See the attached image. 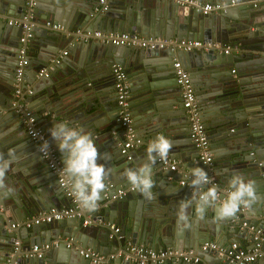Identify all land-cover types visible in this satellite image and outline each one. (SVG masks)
Segmentation results:
<instances>
[{
    "label": "water",
    "instance_id": "95a60500",
    "mask_svg": "<svg viewBox=\"0 0 264 264\" xmlns=\"http://www.w3.org/2000/svg\"><path fill=\"white\" fill-rule=\"evenodd\" d=\"M157 1L160 0H134L137 10L133 15H129L131 7H127V4L132 3V0H107L108 8L102 11L96 8L97 0H35L31 18L23 20L24 0H0V36L4 32L9 33L8 40L4 39L5 33L0 38V107L5 106L7 109V114L0 118V122L14 120L20 127H24L22 120L24 109L30 111L39 128L44 131L49 146L57 154L62 168L64 166L62 154L58 150L57 142L51 137L50 131L45 129L46 125L41 126L45 122L39 114L44 108L47 112L52 110L51 104L54 101L52 96L58 90L57 78L54 75L67 76V67L74 58L71 56L69 61L60 57L55 62L54 56L50 57L48 53L50 50L48 46L55 52L71 44L74 38L81 36V33H75V30L92 31L93 28L103 27L104 32L124 31L160 38L223 40L231 45L238 43L241 50L239 54H222L214 50L172 51L167 48L133 50L131 46L100 43L97 40L94 42L95 39L91 40V38L86 42L83 41V44L88 45V53L92 57L87 61L81 78L90 81L92 89L98 85V81H102V88H106L107 94H95L97 101L86 106L78 102L63 104L59 109V119H52L56 124L65 123L73 127L76 123L79 128H87L88 130L84 131L90 135V128L94 126L99 129L104 123L121 129L116 120L118 107L113 90L112 64L121 66L126 74L129 87L128 109L134 125H138L136 121L140 120L136 115L152 106L145 104V100V106L141 107L144 111L140 110L137 113L132 110V100L142 96L143 92L150 93L151 89L163 86V90H156L150 94L158 98H169L170 100L163 104L176 106L175 110H180L183 115L179 88L174 81L169 80L173 77L170 63L173 58L178 57L182 60L194 89L195 106L205 129L208 147L213 149L210 151L211 160L209 164H205L199 159L197 149L189 138V140L185 139L186 129L178 126L176 121L171 119L176 112L172 113L169 110L166 114L159 113L158 119L151 118L150 121H145L143 131L140 134L137 132L145 152L141 158H132L129 164L123 162L126 156L118 154L119 149L116 145L120 146L124 137L118 133L104 144L110 146L111 152L107 158L98 159V163L104 165L107 171L106 187L107 183L113 185L102 192L96 211L82 208L80 216L32 224L28 227L30 228L28 231L23 224L24 221L51 207L62 208L61 202L66 203L63 207L69 206V197L58 185L55 173L45 167L35 142L26 140L24 135L10 136L6 130L0 129V154L8 159L9 150L13 149L15 156L4 181L12 191L5 194L0 190V264H82L87 263V259H84L79 251L85 249L97 252L107 263L113 264H193L191 261H183L180 257L142 263L123 259V256L115 257L112 261L108 259L110 254L118 251L129 254L126 251L128 243L145 245L154 250L189 249L199 258L197 264H237L229 262L225 256L216 255L211 249L200 247L203 242L208 241H215L219 245L228 247L234 240L232 239L234 234L230 232L227 236L219 234V231L223 230L222 226L218 227L212 221H205L206 214L216 219L213 208L205 210L202 220L189 222L185 228L181 227V222L178 223L179 204L182 200L190 199L193 190L189 187L188 179H185L183 185L174 184L181 180H178L179 178L173 173L189 172L194 167L203 168L207 175L212 174L213 179L224 187H227L228 180L236 173L241 174L245 180L254 181L256 203L249 209L241 208L240 212L229 220L232 221V227L244 223L245 226H242L244 232L248 227L263 231L264 100L249 98L264 97V83L258 85L257 82L259 75L264 74V27L253 34H246L243 43L237 36L240 31L248 32L249 27L259 26L264 22V5L258 0H235V2L208 0L218 4L220 9L204 15L192 8L169 1H161L163 2L161 6H157L156 3H159ZM113 6L121 10L114 14L111 10ZM160 16L162 19L159 18ZM8 17H12L11 20L17 17L18 23L7 24L5 20ZM22 24L28 26V30L25 31ZM51 24H58L63 29L54 30L50 27ZM26 32L30 35L24 42L27 61L25 67L32 69L33 77H37L34 78L29 93L26 92L23 76L18 86L15 81L18 52L22 47L19 38ZM35 49L37 51L32 55ZM45 52L48 54L47 57L44 55ZM63 55H66V52ZM49 59L50 64L47 63L49 66L46 67L45 63ZM77 64H79L78 60L74 69ZM43 68H46V74H39ZM199 74L202 75V79L199 78ZM243 75L250 76L248 78L252 81L249 82L247 78L244 80ZM134 76H136L135 83L132 82ZM252 76L255 77L251 78ZM63 80L61 85L64 84ZM201 81L202 85H200ZM16 88H19L17 97L14 96ZM204 92L208 94L206 98L201 96ZM37 96H43L40 98L43 105L41 109H35L31 104L32 99ZM155 110H158L157 106ZM102 115H105L107 122H103L104 119L97 120ZM22 129H20L21 133H23ZM23 131L25 132V127ZM158 134H163L171 140L173 148L169 156L177 161V166L175 170L169 171L166 165L161 163L154 165L152 171L155 187L152 189L154 194L152 201H155L154 205L162 215L160 218L154 217L156 221L149 222V232L139 236L137 225L141 216H146L143 214L146 206L142 205L147 199L138 191L129 189L131 186L123 173L128 168L136 169L146 162L148 144ZM100 135L104 134L100 133ZM32 163L42 167L40 166L37 172L33 173L30 171L31 166H34ZM120 169L119 174H115ZM48 172L51 175L47 174ZM34 174H38L39 178L32 177ZM117 188L127 191L120 197L111 198ZM189 214H196L194 205L187 210V215ZM86 216L99 222L83 226L81 222ZM14 219L17 221H13ZM13 223H17V226L11 227ZM110 224L119 225V230L113 232L109 228ZM21 228L25 229V236L21 234L23 232ZM249 240L251 241V237ZM33 245L37 247L47 245V247L40 249L41 256H36V253L31 251ZM258 260L264 264V256Z\"/></svg>",
    "mask_w": 264,
    "mask_h": 264
},
{
    "label": "built area",
    "instance_id": "2783aa9c",
    "mask_svg": "<svg viewBox=\"0 0 264 264\" xmlns=\"http://www.w3.org/2000/svg\"><path fill=\"white\" fill-rule=\"evenodd\" d=\"M161 1H169L176 5L187 6L192 8L201 14H208L210 12L216 11L220 9L218 4L213 2L201 1V0H161ZM264 5V0H258ZM233 2V1H232ZM35 0H24V14L22 16L23 20H27L31 18V11ZM99 10H106L108 8L107 0H97V7ZM264 14V9H263ZM4 20V19H2ZM7 24H16L17 20L6 19ZM24 30H28V26L22 24ZM50 27L54 30H62L58 24H51ZM75 33H81V37L84 39H95L100 43H110L115 45H127L131 47H140V48H148V49H169V50H181V51H189V50H203L209 51L214 50L217 52H221L223 54H227L230 52V45L220 43V41L211 42L207 40H190V39H165L160 37H139L134 32H108L104 33L99 30L93 31H80L75 30ZM30 34L26 32L23 36L19 38V42L22 43V47L19 48L18 52V60L15 68V81L17 82L16 86H18L21 76L24 71V67L27 64L25 58V48L24 42L26 38ZM65 51L62 52L64 54ZM55 62L58 60L55 59ZM175 83L179 88L180 97H181V105L185 113V117L188 125V138L194 145V147L198 151L199 159L205 163L209 164L211 160V152L208 147V141L205 134L204 126L199 118V114L197 108L195 106V94L192 84L190 82L189 76L187 72L181 67L178 61H172L171 63ZM46 74V68H43L39 71V74ZM111 75L113 79V90L116 96V105L118 107V120L120 125L123 127L126 138L121 143L120 153L124 154L128 150V148L132 147V119L129 115L128 109V97H129V87L126 81V74L123 68L117 64L111 65ZM27 93L30 92L29 89L26 90ZM19 88L14 90V95H18ZM23 124L25 127V132L30 140L36 143L37 151L39 152L40 157L44 160L46 167L53 173H55L57 177L58 185L64 190L65 195L69 197L70 205L62 208H49L45 211H41L38 214H35L29 220L23 222L25 227H29L32 224H39L43 222H50L52 220L61 219L63 217H71V216H80V212L82 208L76 202L74 196L70 191V182L66 180V178L61 174L62 166L57 160L56 156L52 148L49 146V153L46 158H44L43 154L39 151V145L43 143L44 140H47L44 132L39 128L36 120L31 116V112L24 109V117ZM128 159L129 157L126 156ZM158 163L166 165L168 169L175 170L177 166V161L167 158L166 161H161L157 159ZM211 180L210 176L208 175ZM185 179L189 178L186 176ZM179 181L180 185H183L186 181ZM211 182L215 184L212 180ZM105 190L111 188V184H107ZM210 187L211 185H206V187ZM129 189H132L129 187ZM221 190V188H219ZM226 189V188H225ZM225 189H222L224 191ZM127 189L117 188L115 192L110 196L111 198L120 197ZM99 222V220H91L89 216H86L81 225L85 226L90 223ZM17 226V223L11 224V227ZM109 228L113 232H117L119 227L115 224H110ZM250 245L249 246H240L234 241L231 242L228 247H220L214 242H203L201 244V249H211L216 255L225 256L229 262H235L237 264H250L256 259L264 256V233H262L259 229H250ZM68 246V244H67ZM47 245L37 247L33 245L31 247V251L35 252L36 256H41V250ZM126 251L129 254H122L121 252H117L109 256V259H113L115 257L123 256L124 259H131L133 261H138L140 263L145 261H162L164 259L172 258V257H180L183 261H191L193 264H197L199 258L192 254L190 250H174L171 248H163L154 250L150 247L129 244L126 247ZM80 255L84 259H87V263L82 264H109L107 261L99 255L97 252H94L90 249L80 250ZM131 256V257H130ZM113 264V263H110Z\"/></svg>",
    "mask_w": 264,
    "mask_h": 264
},
{
    "label": "crops",
    "instance_id": "0c3cea01",
    "mask_svg": "<svg viewBox=\"0 0 264 264\" xmlns=\"http://www.w3.org/2000/svg\"><path fill=\"white\" fill-rule=\"evenodd\" d=\"M114 1H116V0H114ZM204 1L209 2L208 0H204ZM157 2H159V3H156L157 6H161V4L163 2H165V1L161 2V0H160V1H157ZM124 6H125V9H127L128 6L131 7L130 8L131 10L129 11V15H133L135 13V10H137V6H136L134 0H132V3L127 4V7H126V3L124 4ZM111 10L113 11L114 14H117V12H119L121 10V8L114 7L113 6L111 8ZM22 14H24V9L22 10ZM31 16H32V13H31ZM159 18L162 19L161 16ZM8 19H13V18L12 17H8ZM14 20H17V17H15ZM2 21H4V20H2ZM263 27H264V22H262V24H259V26L253 25V26L249 27L248 32H246L245 30L244 31H240L239 34H238V36L237 35L236 36L243 43V42H245L244 36L246 34H250V33L253 34L256 31H259V29H263ZM86 29H89V28H86ZM79 30L81 31V29H79ZM93 30L94 31L95 30H99L101 32H104L105 31V29L103 27H102V29L101 28H93L92 31ZM66 31H68V30H66ZM72 32H73V30H71V33ZM108 32L109 31L104 32V33H108ZM122 32H124V31H122ZM4 33H2V35ZM2 35L0 36V38L2 37ZM136 35H138L139 37L140 36L141 37L151 36V35H142V34H139V33H136ZM8 37H9V33L6 32L5 35H4V39L5 40H8ZM157 37H159V36H157ZM72 39H73V37H72ZM165 39H175V38L174 37H167ZM87 40L88 39H84L81 36L76 37L73 40L74 44H72L73 42L71 44H67L68 46H64V47H62L60 49H57L55 52L52 51L53 50L52 47L48 46V48L50 49V50H48V53L51 55L50 57H53L54 56V59H57V60L60 57H64V58L69 59V61H70V57L72 56L74 58V60H72L73 62L70 61V65H69V67H67V69H68L67 76H62L61 75L62 77H59V74H58V76L56 74L54 75L55 78H57L56 79V83L58 85V90H56V92L54 93V96H52V98H54L53 104H51L52 110L49 111V112H47L45 110V108H44V110L39 114L43 118V121L45 122L41 126L43 127V126L46 125L45 129L47 131H49L50 128H52L54 125H56V123L52 119L53 118L54 119L55 118L59 119V117H58V114L60 113V110L59 109L62 108L63 104L64 105L65 104L70 105L72 103H77L78 102V103H82V106H86V104H89L90 105V104H92L96 100V98L94 96L95 94H101V93H103L104 95L107 94V92L105 91L106 88L105 87L102 88V85H103L102 81H98L99 82L98 85L95 84L97 86L92 89L90 81H87L86 79L81 78V75H83L84 72H85V66H87V61L89 60V58L91 59V57H92V55L91 54L89 55V53H88V51H89V49L87 48L88 45L86 43L85 44L82 43L83 41L86 42ZM207 41L216 42L217 40H207ZM94 42H97V41L95 40ZM220 43L230 45V49L231 50L228 53L239 54L240 51H241V50H239L240 48H239V44L238 43H236L234 45H231L230 43L224 42L223 40L222 41L220 40ZM139 48L140 47H135V46L134 47H131V49H133V50H138ZM36 51L37 50L35 49L33 51V53H31V52L30 53L33 55L34 52H36ZM63 51L66 52V55L61 54ZM172 51H175V50H172ZM201 51H203V50H196V52H201ZM26 53H27V50H26ZM218 53H221V52H218ZM44 55H45V57L48 56V54H46V52L44 53ZM50 59L48 60V62L45 63V65L47 63L50 64ZM76 60L79 61V64H77L76 68L74 69V65H75ZM174 60L175 61H178L180 63V65H181V67L186 71V69H185V67L183 65V62H182V60L180 58L175 57V58L172 59V61H174ZM72 63H73V65H72ZM171 63H170V72H171V74H172L173 77H170L169 80L171 79V81H174V83H175V80H173L174 74H173V69H172ZM49 64H47L46 67H48ZM187 74H188V72H187ZM22 76H23L22 78H25V79H23V82H24V85H25L26 89L31 88L32 83H34V80H35L34 78H37V77H33L34 76L33 70L32 69H29L27 67H24V71H23ZM246 76L245 75L242 76L244 80L246 78L247 79L250 78V76H248L249 78L246 77ZM259 76H260V78L257 81L258 82V85L264 83V74H261ZM254 77L255 76H252L251 78H254ZM199 78L202 79L203 78L202 75L199 74ZM133 79H134V81H132V82L135 83L136 82V76H134ZM62 80L64 81V84L61 85V81ZM250 81H252V80L249 79V82ZM202 84H203V82L201 81L200 82V85H202ZM133 85L134 84H132V86ZM163 88H164V86L161 87V88H158V89H151L150 91L151 92H153V91L155 92L156 90H163ZM143 93L144 94L142 96H140V97L138 96L137 98H135V99L132 100V110L134 112H137V113L140 110H143V108H141V107L145 106L144 105L145 100H146L145 104L151 105L152 108H146V109H144L145 111L143 110L144 112H141L140 114H137L136 115L137 117H140V120L136 121V123H138V125L137 124L134 125V123L132 122V134H133L132 137H133L134 140H132V147L128 148V150L125 153V156H128L129 158L128 159L126 158V159L123 160L124 163H127L128 162L127 164L130 163V160H132V158L133 159H137V158H141L143 156V154L145 155V152L143 150V145L141 144L140 139L137 137V132H138V134H140L141 131H143L142 128L144 127L143 124H144L145 121H148V120L150 121L151 118L158 119L159 117L157 115L159 113H162L163 112L164 114H166L167 111H169V110L172 113L173 112H176V114L171 119L174 120V121H176L175 123L178 126H182V127H184L186 129L185 139L186 140H189L188 139V125H187V122H186V119H185V113L182 115V113L179 112L180 110H178V109L175 110L177 107L174 106V105H172V104H163V103L169 101L170 100L169 98H162V97H159L158 98V97H155L153 94H150L148 92H143ZM206 95H208L206 92H204L203 94H201V96L202 97H205V98H206ZM14 96L17 97V95H14ZM43 96H37V97H34L32 99L31 104H33V106H34L35 109H41L43 107V105L41 103V99H40ZM99 96L100 97H105L103 95H99ZM259 98L264 100V97L263 96L262 97H253V98L250 97L249 99H257L258 100ZM84 102H86V103H84ZM57 103H58V105H57ZM155 106L158 107V110L157 111L156 110L154 111ZM6 112H7V109H6L5 106L4 107H0V118L4 117L7 114ZM117 116H118V111H117ZM101 119L102 120L104 119L103 122H107L108 121V120H106L105 115L99 116V118L97 120H101ZM116 120H117V123H119L118 117L116 118ZM0 124H1V128L0 129L3 130V131L6 130L8 135H10V136H15V135L23 136L24 135L25 136V139L26 140H29V137L23 131L24 127H22V126L20 127V125L16 121L10 120V121H7V122H2V123L0 122ZM119 125H120V123H119ZM107 126H109V127H107ZM73 127L79 128L76 123H74ZM120 127H121V129H118V127L116 129L115 126L112 127V125H107V124L104 123L102 126L99 127V129L98 128H94V126L92 128H90L91 130H89V131H91V138L95 142V145H96V147L98 149V152L100 154L99 160H102L104 158H107L110 155V152H111L110 146H106L104 144H106V141L109 142L111 139H113V137L115 136V134L118 133L119 135H122L124 137V140H125L126 133H125V131H124V129H123V127L121 125H120ZM21 128H23L22 129V132L23 133H21V131H20ZM82 129L83 130H88L85 127H82ZM107 132H109V133L107 134ZM100 133H103L104 135L101 136ZM121 145L122 144H120V146ZM120 146L119 145H116V147H118V149H119L118 154H121L120 153V148H121ZM228 149H230V148H228ZM210 151H213V149H210ZM53 152H54V150H53ZM54 155L57 158V154L54 153ZM168 158L169 159H172V160H175L171 156H168ZM57 160H58V158H57ZM59 163H60V161H59ZM156 163H158V162L156 161ZM32 164H34V166H31L30 171L33 172V173L37 172V169L40 166L42 167V165H36L35 163H32ZM111 164L115 168V164H113V162ZM168 170L169 171H172L170 169H168ZM119 171H121V169L118 170L115 174H119ZM189 172H190V170H189ZM189 172L186 171L185 173H183L182 171H178V172H174L173 174L176 177L179 178L178 180L183 181V179H185V177L187 176L186 174H188ZM47 174H49V172ZM49 175H51V174H49ZM208 175L210 176L211 180L215 183V185H217L219 188H221V191H222V189L227 188V187H224V186H221L220 184H218L213 179L212 174H209L208 173ZM32 177H38L39 178V175L38 174H34ZM38 183H39V181L37 182V184ZM174 184H176L177 186L180 185V183L178 181L175 182ZM112 185H113V183H112ZM32 187L35 189V186L32 185ZM207 187L205 186V188H207ZM137 198H139L138 195H137ZM64 203L61 202L62 207L66 205V203L65 204ZM154 204H155V201H152V200L149 201V200H147L145 202V204L142 205L143 207L146 206L143 214L146 215V216H148L150 214L152 216H148V217L141 216V218L138 221V225H137V235L144 236L145 234H147L149 232V229H150V223L149 222L150 221H156L155 220L156 217H158V218L161 217L162 214H161L160 210ZM188 217H189L188 223L189 222H192V221L202 220V218L197 219V214H191V215L189 214ZM13 221H17V219H14ZM205 221L206 222H211L212 221L215 225H218V227L219 226H222V229L223 230H220L219 231V234H221V236H227V234L230 232L231 234H234V236L232 238L234 240H232V241H234L238 245L244 246V247L250 245V240H249L250 231H251L250 229L251 228L254 229L253 227L246 228V230L244 232L242 230L243 229L242 226H245L244 223H242L241 226L234 225L232 227V221L231 220L228 219V220H225V221H217L216 219L212 218L209 214H206ZM117 226L119 227V225H117ZM181 227H184L185 228V223L184 222H181ZM231 228H233V229H231ZM27 230L29 231L30 228H28ZM21 231H23L21 234L23 236H25L26 235L25 229L24 228H21ZM260 231L262 233H264V228H263V231L262 230H260ZM247 233H248V236H247ZM208 242H210V241H208ZM211 242H214L217 245H219L215 241H211ZM135 245L145 246V245H141V244H135ZM219 246L220 247H224V245H219ZM178 250L188 251L189 249L178 248ZM190 251L192 252V250H190ZM110 255H112V254H110ZM109 256H108V259H109ZM213 256H215V255H213ZM209 259L211 260V258H209ZM110 261H112V259H110ZM250 264H262V261L256 259L255 261H253Z\"/></svg>",
    "mask_w": 264,
    "mask_h": 264
},
{
    "label": "clouds",
    "instance_id": "9594fccd",
    "mask_svg": "<svg viewBox=\"0 0 264 264\" xmlns=\"http://www.w3.org/2000/svg\"><path fill=\"white\" fill-rule=\"evenodd\" d=\"M49 131L62 154L64 166L61 174L70 182L71 194L81 208L96 211L101 194L106 189L107 171L104 165L98 163L100 154L91 135L82 128L70 127L65 123L56 124ZM38 147L46 158L49 153V142L44 140ZM172 148L171 140L163 134H158L148 144L146 162L136 169L128 168L123 173L131 188L149 201L154 198L152 189L155 187V181L152 169L157 159L167 160ZM8 156L9 158L5 159L3 154H0V190L5 194L12 191L4 181L15 159L13 149L9 150ZM186 175L189 178V187L193 191L190 199L180 202L177 213L178 223L184 222L186 226L189 220L187 210L193 205L199 218H203L206 209L213 208L216 220L225 221L234 217L241 208H251L257 201L255 182L245 180L239 173L232 175L223 192L211 182L203 168L194 167ZM206 185L211 186L205 188Z\"/></svg>",
    "mask_w": 264,
    "mask_h": 264
},
{
    "label": "rangeland",
    "instance_id": "374dc122",
    "mask_svg": "<svg viewBox=\"0 0 264 264\" xmlns=\"http://www.w3.org/2000/svg\"><path fill=\"white\" fill-rule=\"evenodd\" d=\"M157 261V260H156ZM159 262V261H158Z\"/></svg>",
    "mask_w": 264,
    "mask_h": 264
}]
</instances>
